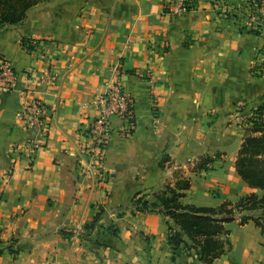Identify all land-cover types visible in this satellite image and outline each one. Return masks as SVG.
<instances>
[{"label": "crops", "instance_id": "0c3cea01", "mask_svg": "<svg viewBox=\"0 0 264 264\" xmlns=\"http://www.w3.org/2000/svg\"><path fill=\"white\" fill-rule=\"evenodd\" d=\"M185 3L182 12L179 0H47L0 30V59L15 77L0 96V264H202L194 250L173 260L165 219L133 211V197L182 179V205L217 208L261 194L234 163L241 122L264 97L262 38L244 25L246 0ZM119 78L132 128L126 134L113 119L99 155L88 126ZM32 99L50 118L29 164L21 147L30 134L16 113ZM204 157L209 169L192 172ZM98 210V227L85 235ZM241 215L224 225L228 235L217 238L228 245L212 264H264V222L262 230L241 224Z\"/></svg>", "mask_w": 264, "mask_h": 264}, {"label": "trees", "instance_id": "16d2710c", "mask_svg": "<svg viewBox=\"0 0 264 264\" xmlns=\"http://www.w3.org/2000/svg\"><path fill=\"white\" fill-rule=\"evenodd\" d=\"M47 0H0V30L5 26H15L24 22L31 8ZM259 34V33H258ZM26 40L21 46L29 51L32 47ZM264 98V97H263ZM264 106L257 108L255 117L248 120L244 127L242 143L237 152L234 168L238 177L252 189L261 191V195L250 194L238 200L235 204L225 202L217 208H198L182 205L179 199L189 188L188 180L177 181L172 188L166 186L146 196H134L131 201L133 211L145 215L153 212L160 213L168 228L167 244L174 255L179 251L194 250L197 260L202 264H212L213 260L224 253L228 241L217 237L228 235L224 225L234 220V215L242 214L240 223L252 221L261 228L264 218L249 213L264 210ZM250 119V118H249ZM210 158H202L199 164L201 170L207 171L212 163ZM102 210L93 217L90 225L83 227V233L90 235L97 228V222L102 216ZM106 231L115 235L117 230L107 227ZM9 252L10 248L8 247ZM4 248L0 247V255Z\"/></svg>", "mask_w": 264, "mask_h": 264}, {"label": "built area", "instance_id": "2783aa9c", "mask_svg": "<svg viewBox=\"0 0 264 264\" xmlns=\"http://www.w3.org/2000/svg\"><path fill=\"white\" fill-rule=\"evenodd\" d=\"M181 11L186 12V1L179 0ZM250 9L249 15L244 17V25L252 31L258 32L262 38V45L257 50L260 63H264V0H246ZM264 73V68H260ZM51 80V74L46 73L40 85L46 86ZM15 87V77L9 64L0 59V96L9 94ZM97 117L88 126V136L101 151L112 132V120L118 119L122 122V131L129 134L132 128V99L125 92L121 79H117L109 89L99 97L96 102ZM49 110L43 102L38 99L27 101L16 113L22 128L28 132L29 138L21 147L25 149L27 162L32 163L36 152L41 148L46 138L49 125ZM10 171V169H9Z\"/></svg>", "mask_w": 264, "mask_h": 264}, {"label": "rangeland", "instance_id": "374dc122", "mask_svg": "<svg viewBox=\"0 0 264 264\" xmlns=\"http://www.w3.org/2000/svg\"><path fill=\"white\" fill-rule=\"evenodd\" d=\"M260 106H264V98L262 97L260 100H259V102L257 103V105L254 107V109H252V111H250L249 113H246L245 114V118L242 120V131H243V133H244V127L246 126V124H247V122H248V120H251V118H253V117H255V113H256V110H257V108L258 107H260ZM263 116H264V113H263ZM250 118V119H249ZM201 161H199V162H193V163H191L192 165H191V171L192 172H201V169L199 168V163H200ZM207 169H209V168H207ZM258 195H261V194H258ZM241 199V198H240ZM238 202V201H237ZM235 204V203H234ZM261 212V213H260ZM264 212V210H258V211H253V212H251V213H249V214H251L252 216H255L256 218L257 217H259V218H264V215L262 214ZM241 216H243V215H241ZM82 233H83V230L81 231Z\"/></svg>", "mask_w": 264, "mask_h": 264}]
</instances>
